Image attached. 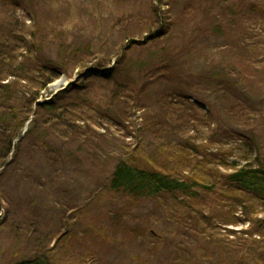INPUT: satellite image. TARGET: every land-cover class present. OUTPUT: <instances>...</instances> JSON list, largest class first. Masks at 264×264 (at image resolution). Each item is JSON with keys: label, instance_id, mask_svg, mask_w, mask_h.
Wrapping results in <instances>:
<instances>
[{"label": "rangeland", "instance_id": "obj_1", "mask_svg": "<svg viewBox=\"0 0 264 264\" xmlns=\"http://www.w3.org/2000/svg\"><path fill=\"white\" fill-rule=\"evenodd\" d=\"M6 38L19 49L0 73L11 82L0 116L17 110L0 130V264L62 235L59 264L245 263L232 246L251 237L255 205L215 211L210 231L185 203L133 202L109 185L139 155L172 167L161 151L173 145L226 161L264 153V0H17L0 3ZM49 59L63 68L43 71L44 87ZM66 90L68 121L38 111Z\"/></svg>", "mask_w": 264, "mask_h": 264}, {"label": "trees", "instance_id": "obj_2", "mask_svg": "<svg viewBox=\"0 0 264 264\" xmlns=\"http://www.w3.org/2000/svg\"><path fill=\"white\" fill-rule=\"evenodd\" d=\"M15 1L17 0H0V3L12 5ZM12 41L10 38L0 40V73L7 69L8 63L18 52V45ZM31 57L33 56L25 53L20 58L22 69L25 61ZM62 68L63 60L54 63L49 59L41 68L39 67V70L37 69L36 82L39 83L40 78L46 79L42 84L40 83L46 87L50 82V76L45 72L49 70L52 77H56L60 75ZM113 75V69H109L101 76L109 79ZM35 78L36 74H33L32 79ZM38 91L37 94L33 93L30 96V104L38 101L40 90ZM10 92L11 82L6 81L5 76L0 81V99L9 100ZM68 92L67 90L60 92L46 100L38 106V111L40 107H44L59 119L68 121L70 108L67 105L63 108L57 106L61 96ZM4 111V115L0 116V130L2 123L17 117V110L13 105ZM24 113L25 116L18 122V129L29 120V115ZM28 132H32V127ZM162 149V153L168 152L171 155L172 167H167V164L162 162L158 163L156 157L159 155L144 157L139 155L138 158L120 161L111 177L110 191L133 202L143 199H164L165 203L170 201L176 206L185 203L188 213L196 216L208 230L213 227L215 211L223 210L227 205H237L238 201L250 206L255 205L257 209L252 212L254 208L251 207L250 212L255 215L249 223L248 233H251V237L248 240L236 239L232 248H236L244 257L245 263L240 264H247V260L249 264H264V153L251 150L249 156L235 157L231 161H226L216 156L199 154L198 149L187 146L173 145ZM161 152L159 153L162 154ZM207 199L210 200V204L205 206L203 202ZM260 206L262 211L259 210ZM206 209L209 216L203 213ZM68 239L70 238L67 235H62L57 244L48 246L44 250H37L31 258H20L3 264H59L57 249L61 242Z\"/></svg>", "mask_w": 264, "mask_h": 264}, {"label": "water", "instance_id": "obj_3", "mask_svg": "<svg viewBox=\"0 0 264 264\" xmlns=\"http://www.w3.org/2000/svg\"><path fill=\"white\" fill-rule=\"evenodd\" d=\"M102 72L103 71H100V70H92L90 73H85L84 77L88 78V77L93 76V75L97 76V75L102 74Z\"/></svg>", "mask_w": 264, "mask_h": 264}]
</instances>
